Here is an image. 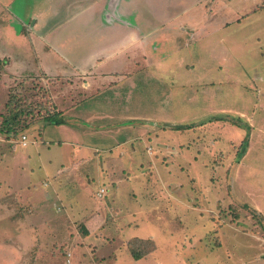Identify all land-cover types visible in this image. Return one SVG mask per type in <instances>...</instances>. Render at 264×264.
Returning a JSON list of instances; mask_svg holds the SVG:
<instances>
[{
	"label": "rangeland",
	"instance_id": "obj_1",
	"mask_svg": "<svg viewBox=\"0 0 264 264\" xmlns=\"http://www.w3.org/2000/svg\"><path fill=\"white\" fill-rule=\"evenodd\" d=\"M52 1L0 15V127L21 112L15 135L0 130V264H264V0H150L144 14L169 19L156 25L168 57L131 58L126 82L101 92L126 99L113 120L87 99L61 125L44 108L81 84L48 79L2 28L40 16L47 38L87 45L68 18L79 5ZM86 223L99 228L85 236ZM147 235L130 247L154 250L133 260L124 240Z\"/></svg>",
	"mask_w": 264,
	"mask_h": 264
},
{
	"label": "crops",
	"instance_id": "obj_2",
	"mask_svg": "<svg viewBox=\"0 0 264 264\" xmlns=\"http://www.w3.org/2000/svg\"><path fill=\"white\" fill-rule=\"evenodd\" d=\"M73 1L77 6L79 5V8L68 18H70V21L76 23V32H79L81 37L87 40V45L83 43V45L77 44V46H69L65 40L67 37L59 31H55L53 35L48 34L49 38H47L42 27L44 21L40 16L29 19L28 26H25L26 30L18 35L12 28V24L6 27V29L5 26L2 28L13 40H18L17 42L27 40L31 43L32 55L38 60V69L48 79L72 80L76 81V84H81L78 89L74 90V97L70 98L69 95L67 97L65 94L60 99L57 97L55 99V96H51L52 102L56 107L54 110L60 116L63 112L68 113L71 108L75 107L77 110L78 104L89 99L91 106H87L88 110L96 112L103 119L110 118L113 120L108 112H112L113 109L119 107L118 105L122 101L126 104V99H122L119 94L112 95L110 93L109 95H101V92L116 89L119 82H126L124 79L130 73L126 72V70L133 57L134 59L141 60V56L146 57L145 55L148 54L154 57L156 64L161 65L170 54V51L164 47L166 44L165 37H158L157 33L159 30H157V26L159 22L164 23L169 20L167 19L168 16L163 17L162 14L159 15L157 12H153L151 13L155 14L153 19L151 14H144L147 11L144 5L151 6L153 4L150 0ZM4 3L7 5L0 4V8H2L0 9V15L4 11L6 14L8 13L7 16L10 17L11 21H20L11 11V4H14V0H5ZM144 15H148L149 17L144 18ZM21 23L23 24L22 21ZM154 24L155 26H153ZM50 37L55 39H51ZM175 38L174 36L171 42ZM37 46L44 49L50 59H45L44 61L38 59L36 52ZM58 60H60V63ZM80 93L81 95H79ZM101 102H106L107 104L102 106L100 104ZM115 102L117 104L111 106V103ZM81 109H83L82 106ZM85 109L86 107L83 110ZM91 117L92 115L89 118ZM119 117L122 118L123 115ZM60 118L63 120L62 117ZM106 124L108 123L106 122ZM109 127L91 126V130L92 133L98 134V132H107ZM82 139L83 137L80 135L74 137V141L63 140L61 145H68L74 148L76 145L82 143ZM58 144L60 143L58 142ZM116 157L119 158V155ZM84 159H80L79 162L86 163L88 158ZM257 212L262 215L261 212ZM123 226L126 227V225ZM84 228L86 230L84 232L85 236H89L93 234L91 232L93 229H98L99 227L90 228L89 223H86ZM147 238L153 239L149 235L143 237L136 236L125 239L124 242L126 245L129 240H146ZM68 256L71 258L72 254L68 253ZM124 261H126V252L122 257V262Z\"/></svg>",
	"mask_w": 264,
	"mask_h": 264
},
{
	"label": "trees",
	"instance_id": "obj_3",
	"mask_svg": "<svg viewBox=\"0 0 264 264\" xmlns=\"http://www.w3.org/2000/svg\"><path fill=\"white\" fill-rule=\"evenodd\" d=\"M20 115H21V112H19L18 114L10 113V116H7L4 118V121L1 122V127H0L1 132L5 133L4 135L9 134V133H13V135H15L14 133L18 131L17 127L19 126V123H18L19 121H16L15 119L18 118ZM42 119L48 124L61 125L64 123V121L60 118V114L54 110L53 106H50L49 110L44 108V116L42 117ZM24 126H21V128ZM131 241L133 242H128V245H129L128 249H129V253L131 257L133 258V260H136V261L145 258V256L151 251H153L155 247L151 243V241H149V243L152 245L148 251H145L146 253H143V252L138 251L139 249L136 247H133V246L130 247V245L133 243H138L139 245L140 243H145L146 241L138 240V239H133Z\"/></svg>",
	"mask_w": 264,
	"mask_h": 264
},
{
	"label": "built area",
	"instance_id": "obj_4",
	"mask_svg": "<svg viewBox=\"0 0 264 264\" xmlns=\"http://www.w3.org/2000/svg\"><path fill=\"white\" fill-rule=\"evenodd\" d=\"M23 140H25V137H22ZM23 145H25V142H23ZM104 190H101L100 192H103Z\"/></svg>",
	"mask_w": 264,
	"mask_h": 264
}]
</instances>
